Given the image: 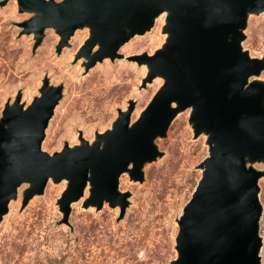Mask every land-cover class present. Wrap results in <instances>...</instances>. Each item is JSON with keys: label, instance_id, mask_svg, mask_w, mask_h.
Segmentation results:
<instances>
[{"label": "water", "instance_id": "95a60500", "mask_svg": "<svg viewBox=\"0 0 264 264\" xmlns=\"http://www.w3.org/2000/svg\"><path fill=\"white\" fill-rule=\"evenodd\" d=\"M9 0L0 2L4 6ZM18 12L31 17L17 26L33 35V51L52 29L59 55L78 29L88 37L76 59L86 70L104 59L113 61L120 47L150 31L164 14L165 42L152 55L128 61L145 66L142 88L155 78L162 85L133 123L135 102L118 111L111 129L89 143L64 144L51 155L41 149L45 129L62 98L63 86L44 78L30 105L20 95L6 103L0 118V222L23 184L22 206L43 194L51 180L67 182L59 199L62 223L70 205L84 197V208L129 206L119 178L143 183V167L161 157L155 139L180 112L189 110L194 138L204 134L208 155L199 165L201 178L178 220L176 259L170 264H261L258 224L262 206L258 181L264 170V83L251 80L264 70V56L251 58L242 49L249 15L264 14V0H16ZM96 48V50H95ZM95 50V51H94Z\"/></svg>", "mask_w": 264, "mask_h": 264}, {"label": "rangeland", "instance_id": "374dc122", "mask_svg": "<svg viewBox=\"0 0 264 264\" xmlns=\"http://www.w3.org/2000/svg\"><path fill=\"white\" fill-rule=\"evenodd\" d=\"M30 17L18 12L16 0L0 6V118L5 104H12L18 94L22 105H30L48 78L50 85L63 86L41 145L49 155L61 151L64 144L79 145L80 135L89 143L95 141L96 134L111 129L118 111H126L129 101L135 102L130 121L137 120L163 81L155 78L142 88L147 69L128 58L152 55L161 48L167 37L162 34L164 18L120 47L121 57L104 59L86 70L87 60L76 56L88 37L87 29L76 30L59 55L55 51L59 36L47 29L33 51V35H20L17 26ZM243 35L242 49L251 58H262L264 14L249 15ZM251 80L264 83V70ZM189 115V110L178 113L165 138L155 139L161 157L144 165L143 183L130 181L127 174L120 176L118 190L129 194L122 219L119 208L107 203L99 210L84 208L86 191L85 197L71 203L68 224H63L59 199L66 181L50 180L43 194L25 207L23 192L28 185H21L0 222V264H170L176 259L177 222L201 178L199 165L208 155L206 136L194 138ZM251 166L264 170L261 163ZM258 189L259 257L264 264V177Z\"/></svg>", "mask_w": 264, "mask_h": 264}, {"label": "bare ground", "instance_id": "6f19581e", "mask_svg": "<svg viewBox=\"0 0 264 264\" xmlns=\"http://www.w3.org/2000/svg\"><path fill=\"white\" fill-rule=\"evenodd\" d=\"M164 17H165V16H164V14H163V15H162L161 17H159L158 19H160V18L163 19ZM86 191L88 192V188L85 190V192H86ZM85 192H84V197H85ZM18 193H19V190H18Z\"/></svg>", "mask_w": 264, "mask_h": 264}]
</instances>
